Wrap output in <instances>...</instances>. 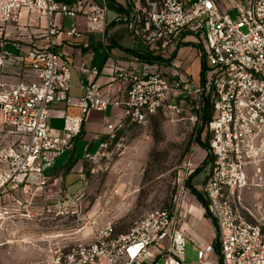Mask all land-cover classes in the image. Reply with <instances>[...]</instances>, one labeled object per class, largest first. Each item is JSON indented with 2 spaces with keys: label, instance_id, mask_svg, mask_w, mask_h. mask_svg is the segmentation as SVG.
Returning a JSON list of instances; mask_svg holds the SVG:
<instances>
[{
  "label": "built area",
  "instance_id": "2783aa9c",
  "mask_svg": "<svg viewBox=\"0 0 264 264\" xmlns=\"http://www.w3.org/2000/svg\"><path fill=\"white\" fill-rule=\"evenodd\" d=\"M148 5L131 11L124 21L151 56L167 49L172 53L181 34L199 39L206 47L210 78L193 92L212 99L205 126L209 158L199 192L217 236L213 244L197 246L196 261L186 262V234L174 213L153 210L119 235L111 222L99 227L93 221V242L50 251L47 264H264V233L241 211L249 174L264 171V0H158ZM23 11L27 27L41 29L43 44L29 41L23 57L27 65L18 67L22 80L7 82L5 61L21 50L22 41L0 36V191L8 184L17 188L27 175L40 171L42 160L71 150L90 111L103 112L107 106L122 109L120 118L105 122L98 149L84 154L91 174L96 167L108 170L107 163L103 167L98 163L111 159L112 149L120 148L128 128L143 127L156 114L171 122L181 115L182 107L174 98L191 91L187 79H170L159 71L125 72L115 80L112 97L107 90L81 81V116L65 115L62 128L50 133V108L59 100L69 103L70 87L68 60L55 52V39L62 34L80 36L74 23L64 33L56 20L82 17L88 30H101L106 8L93 0H0V30L19 26ZM80 71L97 74L94 69ZM21 190L27 193L25 187ZM214 246L219 263L211 260Z\"/></svg>",
  "mask_w": 264,
  "mask_h": 264
},
{
  "label": "crops",
  "instance_id": "0c3cea01",
  "mask_svg": "<svg viewBox=\"0 0 264 264\" xmlns=\"http://www.w3.org/2000/svg\"><path fill=\"white\" fill-rule=\"evenodd\" d=\"M59 1L70 2L72 0ZM93 2L106 8L101 30H88L86 20L82 17L73 19L64 16L56 20L64 33L70 31L71 25L74 23L80 36L67 37L62 34L55 39V52L62 54L68 60L70 87L66 93L69 103H66L65 100H59L50 108L48 116L50 133H57L62 128L65 115L81 116V104L79 102L82 97L81 81L93 83L103 89L105 93L107 90L106 94L110 97L116 94L115 80L121 73L125 72L145 75L159 71L170 79H187L195 87L203 86L204 71L207 65L205 62V67L203 66L206 47L202 41L191 35L181 34L180 43L175 50L172 53H170V49L156 53L153 57L157 60L150 65H145L140 59L143 54L147 53V49L130 33L124 19L131 14V11L150 8L148 4L157 3L158 0H134V2L131 0H93ZM20 17L19 26L9 25L0 30V36H5L12 41H22L21 50L19 52L11 51L13 56L8 57L5 61L7 68L4 70V80L7 82L22 80L18 67L27 65L23 57L30 48V43L32 42L36 46L43 44L41 29L36 28L35 25L27 27L26 12H21ZM41 23L43 24V21ZM82 68L94 69L97 74L81 73ZM193 93L191 90L179 94L174 98V101L179 103L181 107L185 106L186 99ZM121 116L122 109L120 107L107 106L103 112L90 111L82 123L80 135L73 141L71 150L60 157L42 160L40 171L27 175L17 188L8 184L0 191V249L13 244L10 243V239L40 237L38 233H34L35 236H33L31 232L23 230L26 228L23 225L28 224L25 218L40 215L39 212L47 207V201H52L55 208L73 203L82 190L87 174L84 154L98 149L105 122ZM202 153V157L205 158L206 151L203 150ZM190 165L194 166L193 168L199 166L197 163L193 165L190 163ZM204 175V171H202L192 178L190 185L196 191L200 190ZM22 187L26 188V194H23ZM192 197L194 200L190 198L185 208L189 209V213H197L199 203L193 195ZM20 207H23L25 212H21ZM201 210V218L207 221L203 208ZM198 223L197 220L192 219L190 225ZM203 224H205L204 233L207 234L209 229L206 227V223ZM182 229L186 236L191 233L190 228L189 231H185L183 227ZM14 246L9 247L14 248ZM50 247L46 246L44 249L32 253L33 260L37 261L34 262L39 264L46 262L47 264L51 251ZM56 249L64 248L56 246ZM10 253L11 259L15 260L10 263L9 259L3 258L1 253V263L19 264L16 260L20 258L21 253L16 250Z\"/></svg>",
  "mask_w": 264,
  "mask_h": 264
},
{
  "label": "rangeland",
  "instance_id": "374dc122",
  "mask_svg": "<svg viewBox=\"0 0 264 264\" xmlns=\"http://www.w3.org/2000/svg\"><path fill=\"white\" fill-rule=\"evenodd\" d=\"M210 74V67L206 65L205 81L209 80ZM190 86L191 90L199 88L191 83ZM203 105V98L193 93L182 106L181 115L173 122L155 115L143 127L128 128L120 148L112 149L111 159L98 163L100 167L107 163L108 170L101 172L93 167L96 172L91 174L92 167L85 163V181L73 203L55 208L49 200L40 215L25 218L28 224L23 225L26 227L23 230L33 236L38 233L40 237L10 239L13 244L9 246H15L2 247L3 258L11 263L15 259H11L10 252L16 250L21 253L16 260L19 264L35 263L37 261L33 260L32 253L46 246H51V251L56 246L67 250L76 242H93L96 231L93 221L99 227L111 222L114 234L119 235L126 233L146 213L168 209L174 213L181 228L185 231L190 228L191 233L185 241V261H196L197 246L213 244L215 237L214 226L208 219L201 218V203L197 201V213H189V209L185 208L190 198L194 200L187 180L206 161L198 145V138L202 142L208 140L206 128L202 125ZM190 163L199 166L193 168ZM248 182V188L242 193L241 211L248 221L258 224L264 232V171L249 174ZM24 210L20 207L21 212ZM192 219L199 223L190 225ZM203 223L209 229L207 234L204 233ZM212 257L214 263H219L216 250Z\"/></svg>",
  "mask_w": 264,
  "mask_h": 264
},
{
  "label": "trees",
  "instance_id": "16d2710c",
  "mask_svg": "<svg viewBox=\"0 0 264 264\" xmlns=\"http://www.w3.org/2000/svg\"><path fill=\"white\" fill-rule=\"evenodd\" d=\"M145 65H150L152 64L154 61L157 60V58H154L153 56H151L149 53H146V54H143L140 58ZM205 71H206V68H205ZM204 71V72H205ZM203 115H202V125L203 127L206 126L207 122L209 121L210 117H211V114H212V99L210 96H203ZM208 110H210L208 112ZM200 132V131H199ZM198 136H200V133H198ZM198 145L206 151V161L204 162V164L206 163L207 164V160L209 158V152H208V145H207V141L206 142H202L200 141V138H198ZM206 167V165H205ZM205 167L204 168H197L188 178L187 180V187L188 189L190 190V194L193 195L196 200L199 202V203H203L204 200H203V196L201 195V193L198 191H196L195 189H193V187L190 185V182L192 180V178L194 176H196L197 174H199L200 172L204 171L205 170ZM206 217V215H205ZM207 218V217H206ZM214 250L218 251L217 249V246H214Z\"/></svg>",
  "mask_w": 264,
  "mask_h": 264
},
{
  "label": "water",
  "instance_id": "95a60500",
  "mask_svg": "<svg viewBox=\"0 0 264 264\" xmlns=\"http://www.w3.org/2000/svg\"><path fill=\"white\" fill-rule=\"evenodd\" d=\"M203 66L205 67V61H203ZM204 67H203V68H204ZM205 165H206V163H205ZM205 165H203L201 168H204ZM203 210H204V212H205V208H204V207H203ZM216 236H217V232L215 231V238H216Z\"/></svg>",
  "mask_w": 264,
  "mask_h": 264
}]
</instances>
